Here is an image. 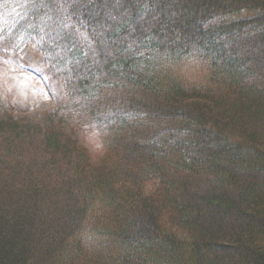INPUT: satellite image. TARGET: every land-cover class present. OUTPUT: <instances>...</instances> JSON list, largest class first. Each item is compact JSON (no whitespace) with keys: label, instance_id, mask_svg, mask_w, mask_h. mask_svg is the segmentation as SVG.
I'll return each mask as SVG.
<instances>
[{"label":"trees","instance_id":"obj_1","mask_svg":"<svg viewBox=\"0 0 264 264\" xmlns=\"http://www.w3.org/2000/svg\"><path fill=\"white\" fill-rule=\"evenodd\" d=\"M0 50L63 96L0 109V264H264V0H0Z\"/></svg>","mask_w":264,"mask_h":264},{"label":"rangeland","instance_id":"obj_2","mask_svg":"<svg viewBox=\"0 0 264 264\" xmlns=\"http://www.w3.org/2000/svg\"><path fill=\"white\" fill-rule=\"evenodd\" d=\"M22 52L25 54L30 49L26 48ZM39 60H36V64L30 63L20 51L17 53L0 50V109L16 119H42L41 116L61 110L59 107L63 96L60 83L42 69ZM196 73L200 72L192 71V74ZM103 139L101 134L98 136L92 132V138L85 141V144L93 152H99L104 147ZM91 234L87 233L89 236ZM87 235L83 234L84 238H88Z\"/></svg>","mask_w":264,"mask_h":264}]
</instances>
